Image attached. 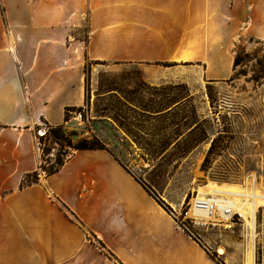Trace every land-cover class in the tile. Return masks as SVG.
Wrapping results in <instances>:
<instances>
[{"label":"crops","instance_id":"obj_1","mask_svg":"<svg viewBox=\"0 0 264 264\" xmlns=\"http://www.w3.org/2000/svg\"><path fill=\"white\" fill-rule=\"evenodd\" d=\"M241 36L264 41V0H0V264H230L105 148L41 171L35 131L85 104L87 61L219 82Z\"/></svg>","mask_w":264,"mask_h":264},{"label":"rangeland","instance_id":"obj_2","mask_svg":"<svg viewBox=\"0 0 264 264\" xmlns=\"http://www.w3.org/2000/svg\"><path fill=\"white\" fill-rule=\"evenodd\" d=\"M231 50L232 72L219 82L192 73L187 83L153 85L137 65L87 61L85 104L67 112L60 138L49 129L35 138L39 169L48 173L81 143L105 148L211 257L243 264L241 217L184 220L207 180L243 184L254 174L264 188V41L241 36ZM255 215L254 263L264 264V207Z\"/></svg>","mask_w":264,"mask_h":264},{"label":"bare ground","instance_id":"obj_3","mask_svg":"<svg viewBox=\"0 0 264 264\" xmlns=\"http://www.w3.org/2000/svg\"><path fill=\"white\" fill-rule=\"evenodd\" d=\"M199 175H201L200 172L195 174V176ZM255 183V176L251 174L243 184L207 180L205 185L197 189L198 197L211 195L210 201L216 199L215 201L221 207L229 203L232 211L236 210L239 212V216L244 221L245 251L243 264H255V212L258 207H264V188L258 187ZM221 195L225 196L227 200L225 201L222 197H218ZM199 215L200 218L205 220L211 218V216H206L205 213ZM218 252L219 254L224 253L222 245L218 246Z\"/></svg>","mask_w":264,"mask_h":264},{"label":"built area","instance_id":"obj_4","mask_svg":"<svg viewBox=\"0 0 264 264\" xmlns=\"http://www.w3.org/2000/svg\"><path fill=\"white\" fill-rule=\"evenodd\" d=\"M77 115L80 116V113H78ZM48 129L49 126H47L44 123L40 124L39 128L36 129L35 131L36 139L39 144L41 142L40 141L41 139L45 140L48 134ZM218 197H222L225 201L227 200V198L223 195ZM210 198L211 195L198 197V194H196L190 206L191 216H187V211H185L184 220L189 219L193 223H198V224H206L209 221H211L210 223L213 224L214 221L212 220L214 219L215 215L220 216L224 222L231 220L235 214L238 215V217H240L239 212H237L236 210L234 211L231 210V206L229 203H226L223 207H221L219 203L215 201L216 199L210 201ZM203 213H205L206 216H211V218L206 220L204 218H200L199 214H203Z\"/></svg>","mask_w":264,"mask_h":264},{"label":"trees","instance_id":"obj_5","mask_svg":"<svg viewBox=\"0 0 264 264\" xmlns=\"http://www.w3.org/2000/svg\"><path fill=\"white\" fill-rule=\"evenodd\" d=\"M74 109V108H73ZM69 109V110H73ZM68 110V109H67ZM61 126H55V127H49V135H51L53 138L58 139L61 137ZM89 148H102L99 146H94V145H86L85 143H81L77 149H89ZM62 164V161L57 164V166L54 167V169L50 170L48 173L55 172L59 166ZM43 168V166H42ZM38 180V172L33 171L32 173H28L23 176L21 182H20V187L26 186L28 184H31L32 182H36Z\"/></svg>","mask_w":264,"mask_h":264}]
</instances>
